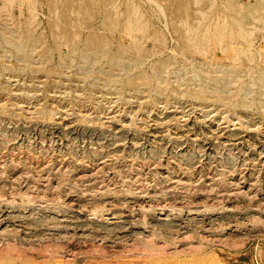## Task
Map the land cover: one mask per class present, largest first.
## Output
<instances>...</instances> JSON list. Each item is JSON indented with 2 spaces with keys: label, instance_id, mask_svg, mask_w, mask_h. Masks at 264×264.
<instances>
[{
  "label": "rangeland",
  "instance_id": "obj_1",
  "mask_svg": "<svg viewBox=\"0 0 264 264\" xmlns=\"http://www.w3.org/2000/svg\"><path fill=\"white\" fill-rule=\"evenodd\" d=\"M0 264H264V0H0Z\"/></svg>",
  "mask_w": 264,
  "mask_h": 264
},
{
  "label": "bare ground",
  "instance_id": "obj_2",
  "mask_svg": "<svg viewBox=\"0 0 264 264\" xmlns=\"http://www.w3.org/2000/svg\"><path fill=\"white\" fill-rule=\"evenodd\" d=\"M160 7V6H159ZM161 8V7H160ZM161 10V9H160ZM165 18V17H164ZM138 25H136V23L134 22V19H130L127 26H126V29L130 32V30H133V29H139V27H137ZM224 34V33H223ZM217 35L216 38L219 40L220 36H221V31L218 30L217 31ZM194 44V43H193Z\"/></svg>",
  "mask_w": 264,
  "mask_h": 264
}]
</instances>
